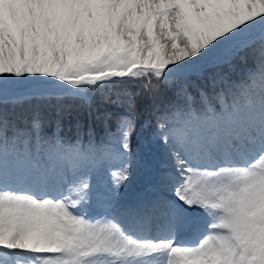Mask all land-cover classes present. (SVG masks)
<instances>
[{"label": "snow or ice", "instance_id": "6c2138e0", "mask_svg": "<svg viewBox=\"0 0 264 264\" xmlns=\"http://www.w3.org/2000/svg\"><path fill=\"white\" fill-rule=\"evenodd\" d=\"M0 264H264V0H0Z\"/></svg>", "mask_w": 264, "mask_h": 264}, {"label": "rangeland", "instance_id": "374dc122", "mask_svg": "<svg viewBox=\"0 0 264 264\" xmlns=\"http://www.w3.org/2000/svg\"><path fill=\"white\" fill-rule=\"evenodd\" d=\"M227 71V69H224ZM178 86V85H177ZM154 129V127H153ZM138 130L142 132V135H148L151 133V131H146L138 126ZM136 147V139L133 138V148ZM160 167H163V165H160ZM117 170L116 168H113L112 171ZM98 180H100L102 183H106L108 181L107 175L99 176L97 177ZM155 182V176H137L133 178L130 176V181L128 182L129 186L122 188L121 193L124 196V198L128 201H132L136 199L137 197H145V198H151L156 193L154 192L153 188L150 187L151 183Z\"/></svg>", "mask_w": 264, "mask_h": 264}, {"label": "trees", "instance_id": "16d2710c", "mask_svg": "<svg viewBox=\"0 0 264 264\" xmlns=\"http://www.w3.org/2000/svg\"><path fill=\"white\" fill-rule=\"evenodd\" d=\"M157 83H159L160 93H161L162 97L163 96H170L172 90L175 87H178L177 85L169 86L168 84H165L163 82H157L155 79L152 80V84H157ZM132 87L134 88V90L139 91L138 85H133ZM33 103H35V102H33ZM29 106H31V105H29ZM138 119H140L141 125H143L142 129H144L146 131V133L148 131L152 132L155 129V120L154 119L152 120L151 127H148L146 124L143 123L144 120L148 119V113L147 112L144 113L142 118L138 116ZM153 127H154V129H153ZM65 131H67V129H65Z\"/></svg>", "mask_w": 264, "mask_h": 264}, {"label": "bare ground", "instance_id": "6f19581e", "mask_svg": "<svg viewBox=\"0 0 264 264\" xmlns=\"http://www.w3.org/2000/svg\"><path fill=\"white\" fill-rule=\"evenodd\" d=\"M142 197V196H141Z\"/></svg>", "mask_w": 264, "mask_h": 264}]
</instances>
